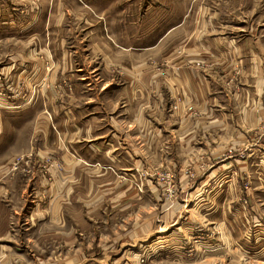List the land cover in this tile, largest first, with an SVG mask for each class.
<instances>
[{
  "label": "crops",
  "instance_id": "crops-1",
  "mask_svg": "<svg viewBox=\"0 0 264 264\" xmlns=\"http://www.w3.org/2000/svg\"><path fill=\"white\" fill-rule=\"evenodd\" d=\"M29 1L30 5L23 0H0V43H25L19 57L13 55L2 68L0 77L16 82L7 89L25 83L27 92L21 100L3 92L4 86L0 88V170L7 166V155L14 158L26 150L73 155L76 181L67 200L74 202L99 199L97 192L103 185L109 186L113 200L145 199L146 191L160 197L155 180L145 181L141 172L157 174L162 167L208 169L200 176L203 183L210 179L213 166L218 176L233 167L231 181L241 186L235 169L238 175L241 163L252 169L253 157L241 162L229 153L237 152L243 138L255 144L250 146L249 157L264 152V44H258L264 34H254V22L250 32L245 31L241 9L238 16L226 12L228 8L220 12L209 0ZM254 6L256 0L248 9ZM193 7L209 8L213 13L194 16ZM233 7L238 6L229 8ZM71 19L78 21L79 31L70 32ZM191 20L194 31L173 34ZM229 23L231 32L226 31ZM176 41L185 42L180 49L184 55L172 47ZM196 60L195 67L189 65ZM67 82L73 87V100L59 98L58 88H66ZM242 89L249 95L243 100L245 107H241ZM177 96L182 100H173ZM173 101L178 102V111L171 109ZM189 105L198 106L201 112L183 114L181 109ZM257 136L263 138L257 140ZM2 177L0 186L13 182V176ZM262 181L257 179V184L263 185ZM145 182V191L140 192L138 185ZM179 182L186 183L183 174ZM94 188L97 192L89 197ZM235 189L230 196L234 215L243 208ZM226 194L220 197L230 198ZM247 209L243 217L254 216ZM229 212L232 209L224 211ZM250 221L264 233V221ZM220 225L229 236L240 234L230 222ZM240 236L230 243L226 237L225 246L212 245L203 263H213V248H232L234 254L241 250ZM250 245L251 260L264 264V236ZM241 260L233 258L232 263Z\"/></svg>",
  "mask_w": 264,
  "mask_h": 264
},
{
  "label": "rangeland",
  "instance_id": "rangeland-1",
  "mask_svg": "<svg viewBox=\"0 0 264 264\" xmlns=\"http://www.w3.org/2000/svg\"><path fill=\"white\" fill-rule=\"evenodd\" d=\"M199 1L195 0V3ZM252 1L209 0L210 4L221 8L220 12L228 8L226 12H236L238 16L241 9L245 31L249 33L254 22V34L261 31L264 34V0H256L257 7L248 9ZM23 2L30 5L31 1ZM232 4L238 7L229 8ZM209 10L193 7L191 11L194 16H208ZM243 10L247 18H244ZM210 12L213 13L211 10ZM70 22V32L80 30L81 26L76 19H71ZM188 23L173 34L183 36L194 31L195 22L191 20ZM226 26V31L231 32V23ZM261 40L258 44H264V35ZM184 43L176 41L172 43L176 46L170 45L184 55L185 52L180 51L183 50ZM24 44L18 41L0 43V71L10 64L13 55L15 58L19 57L20 50L25 48ZM74 44L77 45L76 42ZM40 49L38 48V51L41 52ZM197 62L198 60L189 65L195 67ZM46 63L52 66L49 60H46ZM4 77H0V88L4 86L2 91L22 100L27 94L26 84L20 83L15 90L7 89V86L16 85V82ZM101 82H104V79ZM70 84H67L66 88H58L59 98L64 96V100H73L74 90ZM99 85L102 87L100 83ZM32 86L36 88L35 84ZM243 91L242 89L240 94L241 107L246 106L243 100L249 98ZM180 99L181 96H177L173 100ZM170 107L173 111L179 110L177 101H173ZM181 112L198 115L201 111L198 106L189 105L182 108ZM256 129H259V125ZM262 138L256 137L257 140ZM239 145L236 147L237 152L231 151L230 156L240 159L241 162H248L253 157L255 162L252 169L247 163H241L240 175L236 167L241 186L239 183L234 186L231 181L233 167L226 168L225 172L221 171L218 176V169L215 168L217 166H213L207 183L201 182L200 176L208 169L186 167L176 170L162 167L157 174L141 172L145 181L150 177L155 180L160 197H153L146 191L145 199L137 198L129 202L111 199V189L105 185L99 187L98 192L94 188L89 196L92 197L97 192L99 199L80 202L67 200L73 192V182L76 181L71 168L73 155L68 154L69 157H66L48 149H45L44 153L26 150L18 152L14 158L11 157L12 163H9L11 158L7 155V166L0 170V177L9 175V178H14L13 182L4 181L0 186V264H206L202 260L206 259L212 245L225 246L222 242L226 237L229 238V243L232 239L238 241L240 234L241 250L235 251L234 254L232 248H219V251L213 248L216 251L213 250L214 254L210 255L214 256L210 259L213 261L210 264H234L233 258L242 259L240 264H259V261L250 258L253 249L250 244L251 241L264 236V233L261 226L250 220L264 221V152L249 157L250 146L253 145L254 148L255 144L248 142L247 138H243ZM40 168L42 179L39 176ZM11 169L13 171H10ZM219 170H222L220 166ZM181 173L186 178L184 184L179 182ZM257 179L263 180V185L257 184ZM147 184L145 182L138 185L140 192L145 191ZM234 187L237 196L241 194L237 198H240L243 207L240 214L235 215L231 198ZM253 187H257L256 191L251 190ZM226 193L231 197H220V194ZM248 207L254 211L255 217H243ZM227 209H232V213L226 215L224 211ZM208 211L211 214H208ZM221 221L230 222L231 226L234 225L240 230V234H236V237L231 234L229 236V231L225 233L220 225ZM204 246L205 248H202ZM158 257H167L170 260ZM217 257L224 259H216Z\"/></svg>",
  "mask_w": 264,
  "mask_h": 264
}]
</instances>
